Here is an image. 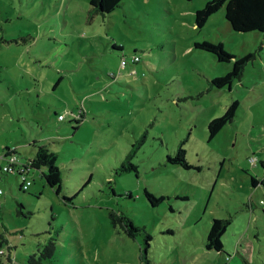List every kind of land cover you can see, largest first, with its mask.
<instances>
[{
  "label": "rangeland",
  "instance_id": "obj_1",
  "mask_svg": "<svg viewBox=\"0 0 264 264\" xmlns=\"http://www.w3.org/2000/svg\"><path fill=\"white\" fill-rule=\"evenodd\" d=\"M90 1L0 0V154L26 163L45 145L62 180L57 193L30 169L23 191L0 170V264H31L50 242L43 264H143L147 235L149 264H264V33L232 30L225 6L197 26L206 0H123L105 17ZM248 55L240 79L211 83ZM183 141L191 169L168 160ZM133 150L137 171H122ZM213 219L231 220L223 252L206 249Z\"/></svg>",
  "mask_w": 264,
  "mask_h": 264
},
{
  "label": "trees",
  "instance_id": "obj_2",
  "mask_svg": "<svg viewBox=\"0 0 264 264\" xmlns=\"http://www.w3.org/2000/svg\"><path fill=\"white\" fill-rule=\"evenodd\" d=\"M123 0H91L90 1V13L99 14L105 17L111 14ZM191 1V0H187ZM226 7L225 17L228 21L232 30L237 32H259L264 33V0H206L205 6L202 9L196 11V24L202 27L208 20L210 16L218 12L221 8ZM197 48L210 52L216 55L218 61L229 62L234 57L230 55L225 49L222 43H210L204 41L203 43H196ZM252 58V55L245 56L239 60H236L232 71H230L226 76L218 77L214 79L211 83L217 88H222L226 85H231L233 79H240L243 74L244 65ZM125 61V59H123ZM126 62V61H125ZM127 63V62H126ZM134 63V61H133ZM238 105L237 101H234L228 108V110L220 117L213 119L208 124V129L210 133V138L215 137L221 129L231 121L235 115L236 107ZM77 119L74 120L76 124H80L84 118V112L79 111L75 114ZM64 116V115H59ZM58 117V119H59ZM65 116L63 117V120ZM60 120L59 121H63ZM185 141L181 142L177 148L176 154L174 156H169L168 160L174 164H180L185 169H191L192 166L186 160V151L183 147ZM135 150L129 152L126 156L125 161L122 163L120 169L122 171H137L136 165L132 162ZM16 150H7L3 154H0V161L7 163V159L11 155H15ZM34 158L30 159L26 163H20L17 159L16 163L12 166L13 171L11 173L17 172L20 176H26V173L30 169L43 170L42 177L46 184L53 189H56L57 193H60L62 188V180L60 169L57 166L58 156L56 153L50 151L45 145L37 146ZM3 166L0 165V170L3 171ZM9 173V171H3ZM23 180L21 182L20 189H23ZM253 186H257L258 181L252 178ZM144 194L147 199L154 205L159 198L155 197L149 190L145 189ZM110 220L114 227L122 228L127 234L131 235L133 233H140L141 229L137 227L133 220L129 218L123 212H114L110 214ZM231 224L230 219H213L212 224L206 240V249L215 250L217 252H223L224 245L222 242V236L225 234L228 226ZM151 236L147 235L145 238V247L143 250V264H149L147 253L150 247ZM54 251V243H49L41 250V256L36 257L35 255L30 256L29 263L31 264H43L44 256H52Z\"/></svg>",
  "mask_w": 264,
  "mask_h": 264
},
{
  "label": "built area",
  "instance_id": "obj_3",
  "mask_svg": "<svg viewBox=\"0 0 264 264\" xmlns=\"http://www.w3.org/2000/svg\"><path fill=\"white\" fill-rule=\"evenodd\" d=\"M137 60H138L137 57H133V61L134 62L137 61ZM125 64H126V62L124 60H122V65H125ZM63 117L64 116H60L59 119L60 120H63ZM16 161H17L16 156L15 155H11L7 159V163L3 166V168H2L3 171H9V172L13 171V168H12L11 165H13L14 163H16ZM21 179L23 180V183H22L23 184V189L24 190H28L29 186L31 185V181H29L26 176H21Z\"/></svg>",
  "mask_w": 264,
  "mask_h": 264
}]
</instances>
